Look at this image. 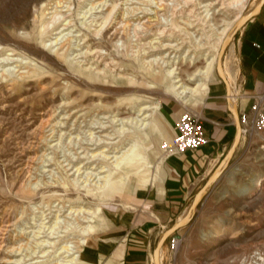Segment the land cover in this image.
Returning <instances> with one entry per match:
<instances>
[{
  "label": "rangeland",
  "instance_id": "374dc122",
  "mask_svg": "<svg viewBox=\"0 0 264 264\" xmlns=\"http://www.w3.org/2000/svg\"><path fill=\"white\" fill-rule=\"evenodd\" d=\"M91 1L54 0L56 12L46 14L50 0H0V264H54L66 240L84 238L68 224L55 233L43 227L55 224L60 209L73 221L70 205L99 210L109 201L70 183L68 166L107 165L83 150L111 153L135 137L116 133L103 114L136 116L143 103L165 100L200 110L197 96L186 94L183 103L163 93L161 57L177 53L181 76L193 85L190 75L216 54L214 78L225 75L236 93L237 38L261 0H109L85 16ZM113 8L107 27L91 22ZM159 106L138 146L146 142L153 164L163 158L159 145L167 137ZM98 118L104 126L92 124ZM89 127L97 135L92 142L84 133ZM231 149L227 164L218 162L193 192L190 216L171 231L160 264H264V132L242 134ZM135 176L124 185H141ZM172 234L179 236L176 248ZM47 239L54 243L40 242Z\"/></svg>",
  "mask_w": 264,
  "mask_h": 264
},
{
  "label": "crops",
  "instance_id": "0c3cea01",
  "mask_svg": "<svg viewBox=\"0 0 264 264\" xmlns=\"http://www.w3.org/2000/svg\"><path fill=\"white\" fill-rule=\"evenodd\" d=\"M259 7L237 38L236 93L225 75L214 78L212 72L204 90L191 95L203 100L197 112L204 119L208 143L182 154L162 156L153 164L143 142V158L134 172L141 185H133V179L128 187L124 185L134 173L117 182L83 238L79 264H158L154 260L157 250L191 205L193 192L236 144L240 126L233 122L235 117L250 111L255 98L264 95V0ZM160 104V115L167 124L164 141H172L171 124L184 109L182 104L167 100ZM147 128L142 132L144 138ZM159 151L162 155L160 145Z\"/></svg>",
  "mask_w": 264,
  "mask_h": 264
},
{
  "label": "bare ground",
  "instance_id": "6f19581e",
  "mask_svg": "<svg viewBox=\"0 0 264 264\" xmlns=\"http://www.w3.org/2000/svg\"><path fill=\"white\" fill-rule=\"evenodd\" d=\"M52 1L54 0H50V2L46 5L45 9H48L46 10V14H54L56 12L53 9H55L58 6V2H52ZM108 3H109V0L91 1L90 8L88 9V11L84 12L85 16H87V14H90V16L92 15L95 16V12H93V10L102 8V11H103L105 7L108 5ZM261 3H262V0L257 2L255 6L252 8L253 10H251L248 15L258 12V9L260 8L259 6ZM114 12H115V8L111 10V12L108 14L107 17H104L105 15L104 16L102 15L101 20L94 17L91 22H95V24L99 26L103 25V27H107L108 22H110V19L112 15L114 14ZM233 23L234 22H230V25H233ZM58 42H59V39H56L53 43L58 44ZM205 58L207 60V64L203 68L199 69L196 73H193L190 75L191 80H195L194 84L187 85L183 77L181 76V70L179 71L178 69L179 55L177 53H174V55L172 56V59L170 60H166L164 57H161L160 64H161V67H164L163 69L164 71L163 72L160 71L161 74L158 76V78L160 79V81H163L164 85L166 86V90L163 93L165 95L170 94L172 97L174 96V98H181V99L186 94H189V93L191 95H196V94L201 93L204 90V88L207 86V80L214 70L213 67L217 61L218 56L216 54H213V55H207V57ZM144 61H145L144 64L147 66L148 65L152 66L153 63H155L152 61H147L146 59ZM220 61L221 60L218 59V62ZM222 65H223V61H222ZM85 67H86L85 68L86 70L88 69L91 72L96 70V68H90L87 66ZM219 67L221 68V66ZM159 105H160L159 101L143 103L142 105L139 106L137 110L138 114L136 116L132 115V116L121 117L118 114H111V115L103 114L105 118L110 119L111 124L116 129V133L120 134L121 136H124L128 131H132L135 137L131 140V142H128L127 145L124 146L122 149H119V151H114L111 153L109 152L110 150L108 149H101L100 151H97L96 153H92L89 150L84 151L85 150L84 149L83 150V152H85L84 156H87L88 159H91V160L104 159L108 161V164L104 166H100L99 164L96 163V165H93V166H86L85 163L83 162H80L79 165H76V164H73L71 161H69L68 166L70 170L74 169V172H73L74 177L70 179V183H72L74 186L85 188L88 193L90 192L94 193L98 191L99 195H109V193L113 191V188L117 184V182L121 179L127 178L128 175H130L129 172L133 170V167L138 166V164L140 163L141 152H143L142 149L141 148L139 149L138 147L140 144V137H142L143 135L142 132L144 129H146L149 126H152L154 108ZM98 123L104 126L103 120L99 118L97 119V121L93 122L92 124L95 125ZM84 133L85 135H87L86 139L90 140L91 142L94 141L95 138L97 137L94 131H92L91 127H89L88 129H85ZM241 137H242V134L240 132L237 141ZM61 139H62V136L59 138V141ZM99 140H102V137H100ZM72 141L73 140H71V143H73ZM78 144L79 143H77L76 145ZM226 161H227V158L225 159V163ZM226 164L224 165L223 163L222 166H220L219 172L222 171V169L226 166ZM115 171H117L116 176L113 175ZM103 172H105V174H101ZM86 195L88 194L86 193ZM61 211L62 209L58 210V213L55 214L57 218V220L55 221V224L50 225V226H44L43 230H45L46 228L47 230H49L51 227L52 228L51 233H55L57 232L59 228L61 229L63 228V226L65 227L67 226L66 224H68V227L69 225L74 226L73 229L78 230V232L81 235L82 234L85 235L88 231H90V226H91L90 222L96 216L98 208L95 209L93 206L89 204L87 205V204H82V203L79 206H76L74 204L70 205L67 215H71L72 218L74 219L73 221L63 219L62 217L64 215L61 214ZM189 216H190V211L189 209H186L184 214L180 217L178 222L184 223V221H186ZM78 218L82 219L88 224H84L82 220H81L82 221L81 223V221H79ZM40 242L45 243V244L54 243V242H49L48 239L44 241H40ZM82 242H83V238L82 239L78 238L76 240L73 238H70L69 240H66V242L59 247V250H60L59 255L64 254V256L60 255L62 257L59 256L60 259H57L56 261H54L55 262L54 264H79L80 253L78 252H79V249L82 248L81 246ZM37 245L39 247L41 246L40 243ZM163 248L164 246H161L159 251L157 252L158 263L161 262L160 253Z\"/></svg>",
  "mask_w": 264,
  "mask_h": 264
},
{
  "label": "built area",
  "instance_id": "2783aa9c",
  "mask_svg": "<svg viewBox=\"0 0 264 264\" xmlns=\"http://www.w3.org/2000/svg\"><path fill=\"white\" fill-rule=\"evenodd\" d=\"M235 118L233 122L240 126V132L243 135L250 132H264V95L255 98L250 111ZM204 130V119L198 112L184 111L174 125L172 141H162L160 145L162 156L182 154L188 149L207 144L208 139ZM178 243L179 236L172 234L170 245L176 248Z\"/></svg>",
  "mask_w": 264,
  "mask_h": 264
},
{
  "label": "water",
  "instance_id": "95a60500",
  "mask_svg": "<svg viewBox=\"0 0 264 264\" xmlns=\"http://www.w3.org/2000/svg\"><path fill=\"white\" fill-rule=\"evenodd\" d=\"M237 117V116H236ZM156 258H157V254H156Z\"/></svg>",
  "mask_w": 264,
  "mask_h": 264
}]
</instances>
